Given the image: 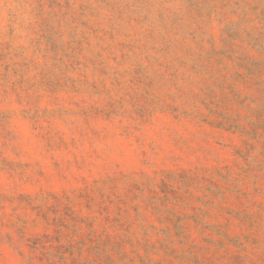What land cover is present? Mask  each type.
<instances>
[{
  "label": "rangeland",
  "instance_id": "rangeland-1",
  "mask_svg": "<svg viewBox=\"0 0 264 264\" xmlns=\"http://www.w3.org/2000/svg\"><path fill=\"white\" fill-rule=\"evenodd\" d=\"M0 264H264V0H0Z\"/></svg>",
  "mask_w": 264,
  "mask_h": 264
}]
</instances>
